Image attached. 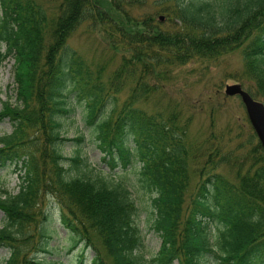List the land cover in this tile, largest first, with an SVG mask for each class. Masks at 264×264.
<instances>
[{
  "label": "trees",
  "instance_id": "obj_1",
  "mask_svg": "<svg viewBox=\"0 0 264 264\" xmlns=\"http://www.w3.org/2000/svg\"><path fill=\"white\" fill-rule=\"evenodd\" d=\"M48 2L0 0L6 47L0 63L14 60L16 93L15 103L5 101L0 111V120L13 125L0 135V170L14 164L24 171L16 192L0 194L6 264H54L38 257L57 231L49 196L61 207L62 226L93 251L92 264H264V146L257 133L238 156L214 122L209 136L192 141V117L183 107L149 112L140 105L159 94L173 69L236 49L245 70L230 78L247 84L254 98L264 96V0ZM149 2L168 23L159 12L133 13ZM86 21L121 53L108 76L110 60L94 68L69 43ZM127 89L121 107L99 120ZM71 95L85 105L86 124L96 127L110 169L138 164L140 180L154 194L152 228L161 245L151 258L129 186L95 171L81 151L67 157L60 149L66 139L59 118L69 112ZM227 164L236 180L219 171Z\"/></svg>",
  "mask_w": 264,
  "mask_h": 264
},
{
  "label": "rangeland",
  "instance_id": "obj_2",
  "mask_svg": "<svg viewBox=\"0 0 264 264\" xmlns=\"http://www.w3.org/2000/svg\"><path fill=\"white\" fill-rule=\"evenodd\" d=\"M48 4V0H45ZM159 7L150 3L133 9L136 15H143L146 12L158 13L157 17L167 22L164 12L157 11ZM3 9L0 4V17ZM69 43L89 62L95 66L109 61L108 69L105 74L108 76L118 67L121 62L120 54L110 47L103 34L98 30V26H90L84 22L69 38ZM5 44L0 42V51H5ZM14 60L7 59L0 63V111L3 103L9 100L16 101L14 91ZM244 68V58L240 49H236L227 54L211 59H199L179 66L172 71L171 78L163 81L164 87L153 99L141 102L149 112H167L174 108L183 107L185 113L192 117L191 140H201L212 131V123L215 124L216 134L222 133L225 139L229 140V147L236 149L235 155H242L248 151L251 145L248 143L253 126L249 121L246 107L240 96H228L225 93L226 85L237 83L238 81L230 78L234 73ZM241 83L247 91H252L250 87ZM129 95V89L119 95L118 104L109 102L104 108L99 120L109 119L112 114L121 107L122 102ZM256 100L264 102V96L256 97ZM69 112L62 114L59 118L60 132L65 141L60 145L64 155L71 157L81 151L82 155L95 171H100L108 179L115 181L123 180L130 188L132 197L138 207V224L141 228L145 242V254L151 258L154 256L161 245L159 234L152 228L154 221L152 197L144 183L138 175V164L130 165L126 169L111 170L103 160L104 154L98 148L96 140V130L86 124L85 105L79 102L74 95L67 100ZM13 125L10 120H0V135L11 133ZM83 136V142L76 141L75 138ZM221 136V134L219 135ZM255 138H258L257 135ZM243 157V156H242ZM227 178L236 180V169L227 165L219 168ZM24 171L21 172L23 174ZM20 171L14 164L8 165L0 170V194L3 189L16 192L20 184ZM48 204L51 206L55 218L54 227L57 229L54 239L51 241L48 253H38V257L45 262L52 261L54 264H78L82 252L85 251L86 259L84 264H92L93 251L84 250V245L78 243V238L67 231L59 220L61 211L60 205L52 196L48 197ZM5 222V214L0 210V227ZM209 231H214V225L209 224ZM10 256L7 248H0V264H6Z\"/></svg>",
  "mask_w": 264,
  "mask_h": 264
},
{
  "label": "water",
  "instance_id": "obj_3",
  "mask_svg": "<svg viewBox=\"0 0 264 264\" xmlns=\"http://www.w3.org/2000/svg\"><path fill=\"white\" fill-rule=\"evenodd\" d=\"M225 93L228 96L239 95L241 97L252 126L264 146V102L254 99L240 83L226 85Z\"/></svg>",
  "mask_w": 264,
  "mask_h": 264
}]
</instances>
